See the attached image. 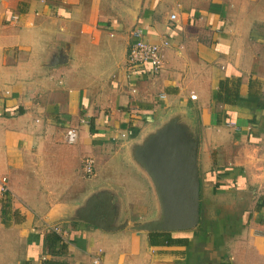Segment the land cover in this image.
<instances>
[{
	"label": "crops",
	"instance_id": "obj_1",
	"mask_svg": "<svg viewBox=\"0 0 264 264\" xmlns=\"http://www.w3.org/2000/svg\"><path fill=\"white\" fill-rule=\"evenodd\" d=\"M137 27L169 41L156 73L125 66ZM171 120L197 140L189 228L152 227L168 201L137 154ZM85 156L112 173L84 177ZM2 177L0 264H264V0H0Z\"/></svg>",
	"mask_w": 264,
	"mask_h": 264
},
{
	"label": "water",
	"instance_id": "obj_2",
	"mask_svg": "<svg viewBox=\"0 0 264 264\" xmlns=\"http://www.w3.org/2000/svg\"><path fill=\"white\" fill-rule=\"evenodd\" d=\"M171 120L158 129L137 152L166 204L168 219L155 228L181 229L199 219L197 140L185 127Z\"/></svg>",
	"mask_w": 264,
	"mask_h": 264
},
{
	"label": "built area",
	"instance_id": "obj_3",
	"mask_svg": "<svg viewBox=\"0 0 264 264\" xmlns=\"http://www.w3.org/2000/svg\"><path fill=\"white\" fill-rule=\"evenodd\" d=\"M170 19L175 20L176 15L174 13L170 14ZM9 20L17 21L18 16L15 14L11 15L9 16ZM132 36L134 37V41L127 51L125 66L129 67V69H139L142 68V66L145 67L148 65L152 73L158 72L163 65L164 56L162 53V47L168 45L169 41L163 40L161 44H157L145 40L142 35V30L139 27L132 30ZM190 98L194 99L196 98V95L192 93ZM76 140V129L68 128L65 132V141L69 144H73L76 142ZM81 170H83V173L86 175L92 174L94 172V159L91 156H86L83 158ZM0 183V191L6 192V177H2L0 179ZM55 232L64 233L57 228L55 229ZM90 264H103V262L101 261L100 256L96 254L92 256Z\"/></svg>",
	"mask_w": 264,
	"mask_h": 264
},
{
	"label": "trees",
	"instance_id": "obj_4",
	"mask_svg": "<svg viewBox=\"0 0 264 264\" xmlns=\"http://www.w3.org/2000/svg\"><path fill=\"white\" fill-rule=\"evenodd\" d=\"M222 86V88H221ZM220 88L216 93H215V98L217 100L223 101V102H228V103H234L237 100V97L239 95L238 90L234 89H229L227 88V80L222 81ZM264 208V194L260 195L256 201L255 205V210L256 211H261V209ZM8 214L7 211L5 210L2 213V223L5 225L8 224ZM158 239H161L163 241L171 242L173 239L168 236L167 232H156ZM154 233V234H156ZM153 233H150V240L152 242H156L155 239L152 237ZM152 238V239H151ZM44 244L47 246L48 251H55L53 248H55L56 245H59L58 248L61 249L63 247V244L60 241V236L56 234L54 231H50L45 234L44 237ZM56 252H59V250H56Z\"/></svg>",
	"mask_w": 264,
	"mask_h": 264
},
{
	"label": "rangeland",
	"instance_id": "obj_5",
	"mask_svg": "<svg viewBox=\"0 0 264 264\" xmlns=\"http://www.w3.org/2000/svg\"><path fill=\"white\" fill-rule=\"evenodd\" d=\"M76 131H77V129H76ZM126 135L127 134H125V133H121V137L122 138H126L127 137ZM77 138H78V131H77ZM129 138H131V137L128 136L127 137V140H129ZM128 163H129V161L127 162V164ZM98 166L100 167L99 174H97V170H96L97 169V166H96L95 160H94V172L92 174L86 175L85 173H83V170H81V169L80 170H81V173H82V175L84 177H88V178L89 177H93V178H91V181H94L95 179L106 178L113 171V168H109L108 167V164H105V165L102 166V163L101 162H98ZM94 174H95V177H94ZM124 179H126V178H121V181H123ZM228 199H229L228 196H225V197H223L222 199H219V200L224 201L226 203ZM4 228L5 229H8L7 227H4ZM51 229H52V227H51ZM6 231H8V230H6ZM4 232H5V230H3V227L0 226V248H3V244H4V234H5Z\"/></svg>",
	"mask_w": 264,
	"mask_h": 264
}]
</instances>
